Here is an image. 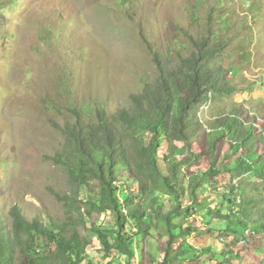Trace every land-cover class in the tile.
<instances>
[{"label":"trees","instance_id":"obj_1","mask_svg":"<svg viewBox=\"0 0 264 264\" xmlns=\"http://www.w3.org/2000/svg\"><path fill=\"white\" fill-rule=\"evenodd\" d=\"M208 34L177 67L156 60L157 76L130 95L129 106L111 115L97 110L95 120L65 126L62 148L47 158L74 187L72 196L50 190L68 214L47 222L12 204L9 222L0 215V264H80L90 244L81 226L100 239L106 264H139L146 244L152 248L147 264H254L252 257L260 264L264 134L245 125L237 109L211 119L200 134L201 106L237 91L225 65H211L218 44H209ZM202 159L207 169L191 170ZM160 184L167 198L152 195ZM146 194L148 204L136 200ZM165 200L171 202L166 211ZM94 213H109L113 224L98 223ZM205 233L221 239V248L187 240Z\"/></svg>","mask_w":264,"mask_h":264},{"label":"rangeland","instance_id":"obj_2","mask_svg":"<svg viewBox=\"0 0 264 264\" xmlns=\"http://www.w3.org/2000/svg\"><path fill=\"white\" fill-rule=\"evenodd\" d=\"M209 32V44H218L211 65L222 62L237 91L201 106L200 134L234 109L264 134V0H0V215L9 222V207L18 204L28 218L63 221L69 207L50 190L72 196L74 187L47 156L62 148L65 126L129 106L130 95L157 76L156 60L177 67ZM208 165L202 159L191 170ZM156 193L167 198L163 184ZM136 200L150 202L147 194ZM93 220L113 224L109 213ZM79 229L90 238L80 264H106L98 236ZM187 240L222 245L209 233ZM149 250L146 244L139 264H147Z\"/></svg>","mask_w":264,"mask_h":264}]
</instances>
